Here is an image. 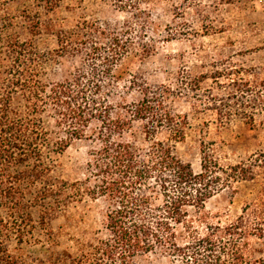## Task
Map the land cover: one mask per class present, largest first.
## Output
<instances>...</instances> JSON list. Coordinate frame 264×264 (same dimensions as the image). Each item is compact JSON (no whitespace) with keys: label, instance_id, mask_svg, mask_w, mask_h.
<instances>
[{"label":"trees","instance_id":"1","mask_svg":"<svg viewBox=\"0 0 264 264\" xmlns=\"http://www.w3.org/2000/svg\"><path fill=\"white\" fill-rule=\"evenodd\" d=\"M25 1L15 13L0 9V264H138L149 254L169 264H264L257 218L213 221L205 210L216 190L208 176L214 171L205 158L203 171L194 174L175 155L172 143L184 138L185 122L165 108L163 95L150 96L145 87L140 100L114 104L104 90L117 78L113 66L130 49L121 41L124 33H99L107 43L89 44L94 27H57ZM57 1L36 0L34 6L49 13ZM111 1L118 9L130 6ZM43 33L56 37V48L41 50L32 38H22ZM78 55L84 69L60 81L45 78L50 63ZM134 120L145 122V147L123 138ZM93 122L98 126L88 134ZM163 128L170 142L155 136ZM86 139L98 145L88 153L84 178L57 175V156L72 141ZM85 197L102 199L107 211L101 229L73 239L74 249L54 244L31 257L8 247L10 234L20 246L33 231L35 207L41 229L55 242L50 221L60 216L70 223L69 210Z\"/></svg>","mask_w":264,"mask_h":264},{"label":"rangeland","instance_id":"2","mask_svg":"<svg viewBox=\"0 0 264 264\" xmlns=\"http://www.w3.org/2000/svg\"><path fill=\"white\" fill-rule=\"evenodd\" d=\"M20 1L0 0V9L9 7L15 13L23 7ZM127 1L130 6L118 9L111 0H58L49 13L34 6L36 0L25 2L57 27H94L89 44L107 43L99 33H124L121 41L130 49L112 68L114 84L104 89L110 90L112 103L138 101L145 87L150 96L163 95L165 108L185 122L184 138L172 143L175 155L194 174L203 171L205 158L214 171L208 176L216 190L204 204L211 219L249 215L264 230V0ZM22 38H32L41 50L56 48L52 34ZM83 59L78 55L52 62L45 78L63 80L75 68L86 67ZM95 64L101 70L99 60ZM97 126L93 122L88 134ZM144 135L145 122L134 120L123 138L145 147ZM170 135L163 128L155 136L170 142ZM97 145L88 139L72 141L56 158L57 175L69 181L83 179L88 153ZM106 211L102 199L85 197L69 210L70 223L60 216L50 221L55 233L51 242L35 207V228L24 243L19 246L13 234L6 242L11 250L19 252L20 247L31 257L43 256L54 244L57 250L74 249L73 239L101 229ZM188 211L197 215L193 208ZM137 263L169 264L151 254Z\"/></svg>","mask_w":264,"mask_h":264}]
</instances>
